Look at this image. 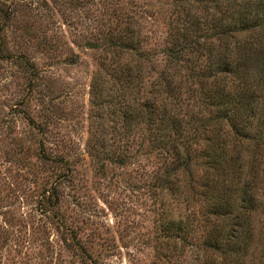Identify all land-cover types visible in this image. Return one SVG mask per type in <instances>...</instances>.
I'll use <instances>...</instances> for the list:
<instances>
[{"label": "rangeland", "instance_id": "374dc122", "mask_svg": "<svg viewBox=\"0 0 264 264\" xmlns=\"http://www.w3.org/2000/svg\"><path fill=\"white\" fill-rule=\"evenodd\" d=\"M178 1L0 0V264L201 263V225L178 241L198 203L133 120L166 70ZM120 36L142 57L114 52Z\"/></svg>", "mask_w": 264, "mask_h": 264}, {"label": "trees", "instance_id": "16d2710c", "mask_svg": "<svg viewBox=\"0 0 264 264\" xmlns=\"http://www.w3.org/2000/svg\"><path fill=\"white\" fill-rule=\"evenodd\" d=\"M177 5L166 70L153 97L139 100L133 120L147 125L152 145L170 161L167 175L198 203L199 221L179 230L182 248L198 224L200 264H264V137L254 125L264 77V0ZM132 41L120 36L110 46L142 57ZM120 84L124 92L130 83Z\"/></svg>", "mask_w": 264, "mask_h": 264}]
</instances>
